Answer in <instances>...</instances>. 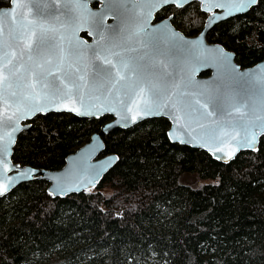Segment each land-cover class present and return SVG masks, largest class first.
<instances>
[{"label": "water", "instance_id": "obj_1", "mask_svg": "<svg viewBox=\"0 0 264 264\" xmlns=\"http://www.w3.org/2000/svg\"><path fill=\"white\" fill-rule=\"evenodd\" d=\"M192 2L207 14L197 35L175 28L171 15L156 20L161 9ZM233 3L15 0L0 7V191L8 180L29 174L0 199L33 180L46 181L52 198L95 189L118 160L103 154V135L148 119H166L171 143L203 150L223 164L257 151L264 137V57L241 67L232 51L206 39L216 24L253 8L235 12ZM97 66L110 75L98 76ZM41 76L55 78L59 90L45 89ZM48 113L111 120L67 155L60 169L14 162L19 134ZM245 137L255 141L254 148Z\"/></svg>", "mask_w": 264, "mask_h": 264}, {"label": "trees", "instance_id": "obj_2", "mask_svg": "<svg viewBox=\"0 0 264 264\" xmlns=\"http://www.w3.org/2000/svg\"><path fill=\"white\" fill-rule=\"evenodd\" d=\"M169 15L187 36L207 17L197 2L165 7L156 19ZM207 40L232 51L241 67L259 62L264 0L216 24ZM110 120L38 115L19 134L12 159L60 169ZM169 126L155 118L103 135V154L118 160L89 192L52 198L46 181L33 180L0 199V264H264V137L257 151L223 164L171 143ZM185 174L210 182L183 185Z\"/></svg>", "mask_w": 264, "mask_h": 264}, {"label": "snow or ice", "instance_id": "obj_3", "mask_svg": "<svg viewBox=\"0 0 264 264\" xmlns=\"http://www.w3.org/2000/svg\"><path fill=\"white\" fill-rule=\"evenodd\" d=\"M8 2L9 3H15V0H8ZM258 2H259V0H234V3L231 5V8L235 12H245L249 8L257 5ZM219 6L224 7V5H219ZM29 47H31V45ZM97 75L98 76H100V75L109 76L110 73L103 66H97ZM49 76H51V73H49ZM4 79H7V77H5ZM40 79H41V81H43V87L45 89H48L49 91H51L53 93H55L56 91L59 90L58 86L56 84L55 78L45 81L43 76H41ZM121 79H123V77H121ZM33 87H35V86H33ZM13 95H15V93H13ZM197 103H199V101H197ZM209 115H211V113H209ZM244 142L248 143L249 147L254 148V144H255L254 140H250V138L245 137ZM28 175H29L28 173L22 172L19 177H14V178L8 180L7 187H5L3 191H0V195H3L4 191L10 190L14 186L15 181L26 179V178H28ZM60 190L65 191V189H63V188H61Z\"/></svg>", "mask_w": 264, "mask_h": 264}, {"label": "rangeland", "instance_id": "obj_4", "mask_svg": "<svg viewBox=\"0 0 264 264\" xmlns=\"http://www.w3.org/2000/svg\"><path fill=\"white\" fill-rule=\"evenodd\" d=\"M180 182L183 185H188L191 187H198V186L205 184V183H208L210 181H203L198 176L193 175V174H185V175L181 176Z\"/></svg>", "mask_w": 264, "mask_h": 264}, {"label": "flooded vegetation", "instance_id": "obj_5", "mask_svg": "<svg viewBox=\"0 0 264 264\" xmlns=\"http://www.w3.org/2000/svg\"><path fill=\"white\" fill-rule=\"evenodd\" d=\"M94 6L97 7L98 6V3H94ZM156 17V16H155ZM163 19V18H162ZM157 20V19H156ZM161 20V19H160ZM158 21V20H157Z\"/></svg>", "mask_w": 264, "mask_h": 264}, {"label": "bare ground", "instance_id": "obj_6", "mask_svg": "<svg viewBox=\"0 0 264 264\" xmlns=\"http://www.w3.org/2000/svg\"><path fill=\"white\" fill-rule=\"evenodd\" d=\"M206 39H207V36H206ZM207 42H209L208 40H207ZM209 43H212V42H209ZM214 43V42H213Z\"/></svg>", "mask_w": 264, "mask_h": 264}]
</instances>
